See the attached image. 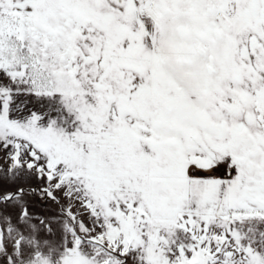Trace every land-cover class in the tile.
<instances>
[{"label":"snow or ice","instance_id":"snow-or-ice-1","mask_svg":"<svg viewBox=\"0 0 264 264\" xmlns=\"http://www.w3.org/2000/svg\"><path fill=\"white\" fill-rule=\"evenodd\" d=\"M0 264H264V0H0Z\"/></svg>","mask_w":264,"mask_h":264}]
</instances>
